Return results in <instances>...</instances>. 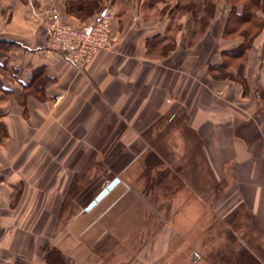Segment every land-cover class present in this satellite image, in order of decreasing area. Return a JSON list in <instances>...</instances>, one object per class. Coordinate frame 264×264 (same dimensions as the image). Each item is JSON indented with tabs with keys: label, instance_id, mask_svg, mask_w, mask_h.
<instances>
[{
	"label": "crops",
	"instance_id": "crops-1",
	"mask_svg": "<svg viewBox=\"0 0 264 264\" xmlns=\"http://www.w3.org/2000/svg\"><path fill=\"white\" fill-rule=\"evenodd\" d=\"M34 2L38 17L28 0H0V78L10 91L8 97L0 92V264H48L46 246L77 264L74 234L88 256L106 234L132 239L124 231L138 201L128 207L121 195L94 220L71 219L65 247L43 225L57 223L74 175L83 176L93 160L120 159L126 150L138 151L131 159L141 157L148 149L143 133L174 105L186 108L214 178L232 181L229 211L245 208L249 227L264 241V114L255 97L264 87V29L247 51L245 90L237 68L229 77L212 70L244 42L241 35L225 36L228 0H113L111 48L83 70L50 46L42 13L58 7L74 26L94 15L77 17L69 0ZM39 71L49 78L42 99L23 100L24 86ZM44 209L50 211L45 221Z\"/></svg>",
	"mask_w": 264,
	"mask_h": 264
},
{
	"label": "rangeland",
	"instance_id": "rangeland-1",
	"mask_svg": "<svg viewBox=\"0 0 264 264\" xmlns=\"http://www.w3.org/2000/svg\"><path fill=\"white\" fill-rule=\"evenodd\" d=\"M28 1L32 5V15L35 16V2ZM111 1L105 2L104 11H112L114 21ZM51 9L59 10L55 6L44 9L42 15L45 23L46 13ZM98 15H94L84 25L92 23ZM1 72L4 70L0 67ZM220 73L227 74L225 70ZM9 74L13 76L15 71L9 70ZM40 78L38 84L46 86L48 79L44 74ZM2 81L0 78V92L8 97L9 93L1 89ZM164 130L168 131L166 138L167 148L172 153L171 161L150 166L147 156L151 147L148 145L147 151L137 160L131 158L132 153L138 151L126 150L120 159H95L83 176L74 175L72 184L76 183V189L69 196L68 191L59 210L57 223L52 221L43 225L53 232L54 237H61L63 247L71 219L78 215H85L88 221L98 218L109 209L117 195L124 196L122 198L128 207H134V202L138 201L135 221L132 220L135 225H125L124 231H132V239L119 240L106 234L93 245L94 254L88 256L84 248L82 250L81 239L76 240L81 235H73V248L78 254L77 264H83V259L86 264H233V258L235 260L239 256L244 246L264 247V241L248 225L246 209L238 205L229 211L232 203L225 202L226 189L232 181L228 180L227 185V182H218L210 175L202 158L195 154L190 141L184 142L180 129L174 127L170 130L164 124L161 131ZM116 178L121 180V185L99 208L90 214L86 213L88 205ZM128 186L135 191L129 190ZM235 211L238 212L235 214ZM49 212V209L43 210L44 221ZM104 221L100 223L103 232L108 227Z\"/></svg>",
	"mask_w": 264,
	"mask_h": 264
},
{
	"label": "trees",
	"instance_id": "trees-1",
	"mask_svg": "<svg viewBox=\"0 0 264 264\" xmlns=\"http://www.w3.org/2000/svg\"><path fill=\"white\" fill-rule=\"evenodd\" d=\"M101 1L103 0H69L68 9L69 12L84 19L92 15H98L106 9V0L104 3L100 4ZM228 2L232 5V11L228 18L225 36L241 35L244 37V42L236 51L225 52L224 56L227 60H225L221 66L217 68L214 67L212 70L217 72V75L229 77L230 74L226 70H229L232 67L237 68L239 71L238 79L242 82L241 84L246 90L247 85L242 75V68L247 58V51L252 47L256 37L264 29V0H228ZM0 67L3 68V65L0 64ZM222 70H225L227 74L220 73ZM43 74L44 73L40 71L35 73L31 83L24 86L22 94L23 100L27 94L38 96L42 99L43 86L38 84V81ZM44 76L49 81L47 75L44 74ZM1 89L5 90L3 86H1ZM5 92L10 93V91L7 90H5ZM255 97L258 108L257 113L262 115L264 114V87L259 88L256 91ZM164 124H167L168 129L170 130L174 127L181 130V136L184 142L188 143L190 141L193 145L192 148L195 150V154L202 158L211 175L212 173L204 156L203 143L189 126V117L186 108L180 105L172 106L171 109L161 117L157 123H155V125L143 133L144 139L149 147H151L147 156V163H150L151 166V164L158 165L161 163L163 164L164 161L172 160V153L167 148L168 142L166 136L168 131H161V127ZM75 184L76 183H73L71 185L68 196L74 191V189H76ZM236 212L238 211H235V214ZM246 213L248 215V212ZM45 251L47 253L46 260L48 264H67L58 249L46 246ZM238 255L239 256L235 260L233 258V264H263V250L261 249V246H244Z\"/></svg>",
	"mask_w": 264,
	"mask_h": 264
},
{
	"label": "built area",
	"instance_id": "built-area-1",
	"mask_svg": "<svg viewBox=\"0 0 264 264\" xmlns=\"http://www.w3.org/2000/svg\"><path fill=\"white\" fill-rule=\"evenodd\" d=\"M34 15L39 16L37 11ZM46 15L50 45L67 54L76 69L83 70L96 54L111 48L112 11L106 10L92 23L80 27L65 22L57 9H51Z\"/></svg>",
	"mask_w": 264,
	"mask_h": 264
},
{
	"label": "water",
	"instance_id": "water-1",
	"mask_svg": "<svg viewBox=\"0 0 264 264\" xmlns=\"http://www.w3.org/2000/svg\"><path fill=\"white\" fill-rule=\"evenodd\" d=\"M119 179H114L109 185H107L103 191L93 200L85 209L87 212L91 211L99 202H101L118 184Z\"/></svg>",
	"mask_w": 264,
	"mask_h": 264
}]
</instances>
